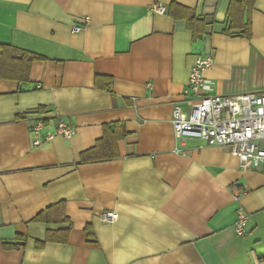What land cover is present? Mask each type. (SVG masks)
<instances>
[{
    "label": "crops",
    "instance_id": "crops-1",
    "mask_svg": "<svg viewBox=\"0 0 264 264\" xmlns=\"http://www.w3.org/2000/svg\"><path fill=\"white\" fill-rule=\"evenodd\" d=\"M230 1L0 0V44L44 57L29 81L0 79V264H264V174L230 146H181L173 125L199 54L211 94L264 92V0L251 39L223 33ZM189 15L207 23L197 40ZM40 118L75 131L34 145ZM107 134L105 159L82 161ZM60 202L65 221L34 220Z\"/></svg>",
    "mask_w": 264,
    "mask_h": 264
},
{
    "label": "built area",
    "instance_id": "built-area-1",
    "mask_svg": "<svg viewBox=\"0 0 264 264\" xmlns=\"http://www.w3.org/2000/svg\"><path fill=\"white\" fill-rule=\"evenodd\" d=\"M154 10L163 13L165 7L156 4ZM74 29L81 28L76 26ZM213 61L210 55L199 54L196 57L185 91L189 96L188 111L175 107L173 112L176 139L181 146L191 139L209 146H230L242 168L259 170L264 174V92L211 94L212 85L205 78L204 71L212 66ZM48 126L46 120H39L31 126L34 145L52 140L56 135L70 137L75 131L63 119L57 121L52 130H47ZM101 217L105 222H111L118 214L104 212ZM247 222V215L238 216L235 226L238 235L245 234Z\"/></svg>",
    "mask_w": 264,
    "mask_h": 264
},
{
    "label": "trees",
    "instance_id": "trees-1",
    "mask_svg": "<svg viewBox=\"0 0 264 264\" xmlns=\"http://www.w3.org/2000/svg\"><path fill=\"white\" fill-rule=\"evenodd\" d=\"M255 1L256 0H231L228 7L227 19L225 28L223 29V33L227 35L241 36L247 39H251L253 34L252 22L250 18L245 21V13H250L253 10ZM187 21L188 27H190L193 32V38L195 40L199 39L206 30V21L194 15H189ZM41 59H44V57L39 54L18 49L11 45L0 44V79L9 78L17 79L21 82H27L29 81L33 62ZM39 120L47 119L40 118ZM117 125H120V123L107 125L105 128L106 132H108L109 130H111L110 133L113 132L114 128ZM126 135L127 131L124 130L123 137H126ZM113 140L115 143V139H113L110 134L105 135L104 138L101 139L95 147L84 153V156H82V161H98L105 159L103 156L98 154V151L104 144L113 143ZM64 209V203L60 202L41 212L36 218H34V220L41 222L65 221L67 218L64 215ZM56 212L57 216L55 215ZM69 232L70 228H67L65 230L49 231L46 240L39 241L37 245L40 247L43 246L46 242L53 240L66 242L68 240ZM25 239L26 237L22 235H18L16 237L17 241L23 242L25 241ZM4 246L7 248H19L20 244L14 241L5 243Z\"/></svg>",
    "mask_w": 264,
    "mask_h": 264
}]
</instances>
